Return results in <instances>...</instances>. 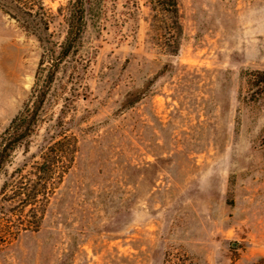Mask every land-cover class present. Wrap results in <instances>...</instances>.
Segmentation results:
<instances>
[{
	"label": "rangeland",
	"instance_id": "1",
	"mask_svg": "<svg viewBox=\"0 0 264 264\" xmlns=\"http://www.w3.org/2000/svg\"><path fill=\"white\" fill-rule=\"evenodd\" d=\"M69 1L43 0L57 42ZM85 2L83 89L68 113L78 152L39 230L0 244V264L264 257V92L249 100L246 81L264 70V0H178L176 55L158 47L148 0ZM41 51L0 10V133L27 100ZM45 139L42 125L0 185Z\"/></svg>",
	"mask_w": 264,
	"mask_h": 264
},
{
	"label": "trees",
	"instance_id": "2",
	"mask_svg": "<svg viewBox=\"0 0 264 264\" xmlns=\"http://www.w3.org/2000/svg\"><path fill=\"white\" fill-rule=\"evenodd\" d=\"M151 30L164 54L176 55L180 48L182 26L178 0H148ZM85 0H70L58 9L66 25L61 42L53 39L50 24L54 15L43 0H0V10L26 32L33 35L41 54L27 100L9 125L0 133V172L19 147L27 149L39 127L46 125L45 143L29 162L15 168L0 185V244L15 239L23 231L36 232L47 204L78 152V137L68 117L78 98L82 34L86 24ZM64 74L66 81L59 76ZM249 100L257 101L264 92V70L247 73ZM70 85H68V83ZM62 101L58 113L52 106ZM252 264H264V257Z\"/></svg>",
	"mask_w": 264,
	"mask_h": 264
},
{
	"label": "water",
	"instance_id": "3",
	"mask_svg": "<svg viewBox=\"0 0 264 264\" xmlns=\"http://www.w3.org/2000/svg\"><path fill=\"white\" fill-rule=\"evenodd\" d=\"M232 245H233V246H235L236 244H235V243H233Z\"/></svg>",
	"mask_w": 264,
	"mask_h": 264
}]
</instances>
